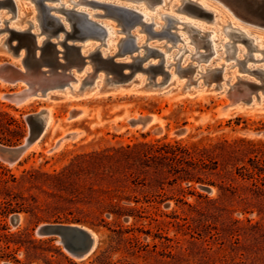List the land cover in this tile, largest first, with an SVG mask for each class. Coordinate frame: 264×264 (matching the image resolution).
<instances>
[{
    "label": "rangeland",
    "instance_id": "1",
    "mask_svg": "<svg viewBox=\"0 0 264 264\" xmlns=\"http://www.w3.org/2000/svg\"><path fill=\"white\" fill-rule=\"evenodd\" d=\"M19 1L27 8L19 17L15 16L16 7L0 8V40L10 35L5 26L35 30L45 38L38 21L36 27H30L32 15L28 9L36 6L34 1ZM44 1L55 5L59 2ZM66 1L67 6H73ZM102 1L135 8L146 14V22L151 17L158 20L162 11L181 18L170 31L182 34L184 40L172 42L156 36L145 42L164 52L163 68L169 75L174 73L173 79L159 85L156 92H146L139 85L140 80L150 81L149 74L138 70L126 90L96 92L75 99L65 96L62 87H49L44 91L48 97L42 95L29 101L9 96L22 93L26 83L0 80L1 145L22 144L30 131L29 115L46 106L52 112L48 128L18 161L10 164L0 158V264H264V173L261 179L256 169L264 168V110L255 103L244 108L229 104L226 87L216 89L217 93L186 96L180 92L179 83L189 81L187 85L196 89L221 83L222 72L205 82L198 70L212 68L220 61L228 73L236 70L251 80L248 82L255 86L252 95H264L262 74L245 69L264 71V52L258 50L259 45L248 48L254 42L237 41L232 57L226 59L223 42L231 40L223 31L226 20L216 16L218 19L213 21L214 16L196 12L189 4L179 10L181 0H152L150 4L147 0ZM13 3L15 6L16 0ZM73 7L98 12V16H92L94 20L112 22L114 35L125 36L119 31L117 19L101 15L103 7ZM260 7L264 10V0ZM50 12L65 20L61 11ZM232 18L240 28L263 29L235 15ZM184 21L197 29L202 27L200 35L215 30L217 54L190 60L185 53V63L178 62V66L186 70L180 73L173 61L178 48L195 49L194 44H185L189 38ZM141 27L137 23L131 32L137 33ZM138 32L147 37L145 31ZM58 33L64 37L63 29ZM50 39L57 41L56 37ZM88 42L87 47L99 45V50L107 52L106 39L90 38ZM11 43L22 42L13 39ZM75 43L86 44L83 40ZM260 44L264 45V41ZM57 48L63 50L61 45ZM20 50L27 58L26 47L21 46ZM36 51L40 59L52 53ZM199 51L206 52L203 47ZM246 51L255 59L243 61L241 67L236 59L244 60ZM127 52L115 59L132 61L131 55H143L145 49ZM57 55L53 57L54 64L65 62L59 57L61 53ZM70 56L67 53V61H72ZM21 59L11 51L0 50V64L10 62L23 70L25 62ZM159 59L158 55H151L142 66ZM97 66L95 71L90 62V78L105 86L106 79L101 81L94 76L99 73L111 77L113 73H107L104 62ZM29 67L37 77L36 72L48 69L49 65L38 66L30 61ZM74 70L80 72L75 66L51 72L65 75ZM86 77L82 75V79ZM162 78L163 74L157 73L151 80L161 82ZM85 84L81 90L85 87L87 91L92 84ZM142 116H151L152 120L144 126L138 120ZM180 128H185L183 134L176 133ZM247 168L254 172L253 177ZM13 215H18L17 222L11 220ZM45 224L85 226L97 235L95 248L82 258L75 257L59 234L37 232Z\"/></svg>",
    "mask_w": 264,
    "mask_h": 264
},
{
    "label": "bare ground",
    "instance_id": "2",
    "mask_svg": "<svg viewBox=\"0 0 264 264\" xmlns=\"http://www.w3.org/2000/svg\"><path fill=\"white\" fill-rule=\"evenodd\" d=\"M10 1H12V3L9 2V0H0V8L8 6L9 9H14L16 7V11H15L16 15L15 14L14 15L17 17L21 15L22 11L27 9L25 7V4L22 3V1L16 0L15 6H14L15 1L14 3H13V0H10ZM33 1L36 4V6L35 7L29 6V9H28L29 11L27 10L28 13L32 15V18L29 19L30 21H32L31 23L32 25L30 27L31 28L36 27L37 21H38L39 27H41V32H44L46 34L45 35L46 37L45 36H44L45 38L40 37L39 33H37L35 30H33L34 32H32L31 30H28L27 28L26 29L24 28L25 30H18L16 27H15L16 29H12V27L9 28L8 26H5L4 29L8 31L10 35L9 37L7 36V38L5 37L6 38L5 40H2V39L0 40V50L6 52L8 51L9 48H12V47L14 48L15 45L12 44L11 41H13V39H17L18 41L22 42L20 44V47L17 50V56L19 57L21 56L22 57L21 60H23L25 55L23 54V51L22 52H19V51H21L20 50L21 46H24L26 47V49L28 48V51L32 53L35 59L39 62L41 61V59L36 55L37 54L36 50L38 49L39 50L43 49L42 52L56 51L62 54V56H59L60 58H65V59H68L67 53H71V56L69 59L72 61L68 63L59 62L60 65L58 67L52 66L50 67V69L42 70V73L38 75L37 77H35L36 75L35 76H31L29 74L25 75L26 79L29 80L32 85L29 86L26 84L27 88L22 93L14 92L15 94L9 95L13 99H16L17 101H22V100L29 101V99L32 100V98L34 97L38 98L39 96H42V95H46L48 97V93H45L44 91L48 89L49 87L50 88L62 87L63 90L61 91L65 96L70 97V98L73 97L75 99L83 97L85 94L90 95L96 92H100V94L101 93L103 94L115 93L123 89L126 90L127 87H129L131 83L134 81L133 77L135 76L138 70L145 71L149 74L150 81L142 83V80H140L141 83L139 85L140 87H143L145 89L143 91H146V92H151V93L156 92L160 90V88H157L159 85H161L165 81L168 83L167 79H170V80L173 79L174 73L171 71L170 75L167 72L166 74H164V77L162 78L161 82L160 81L152 82L151 79L157 73H162L159 70H157L158 68H155L154 66L155 64H157L156 63L157 61L153 63H149L147 67L142 66L143 64L142 62L147 57L151 55L157 56V54L153 51L154 48L151 47L150 45L145 44L147 39H150L151 37H156V36L164 37L167 40H171L172 42L185 39L181 36L182 34L180 35V34H176V32L170 31V28L174 27V24H176L177 22L179 23V21H181L180 20L181 18L177 17L173 13L162 11L158 15L159 16L158 20L151 17L150 21L146 22L144 19L146 14L132 7H128V6L125 7L122 4L108 2V1L105 2L102 0H69L73 4V6H76V5L78 6V4H86L92 7H100V6L103 7L104 11L103 13H101V15L102 16L110 15L114 19H117L118 24L121 26L119 31H123L125 33V36H115L113 33L115 29V24H113L112 22H106V21L99 22L92 18V16H98L99 15L98 12H90L84 9H76L72 5H71L72 7H69L67 6L68 1L66 0H54V1H59L57 5L44 3L45 2L44 0H33ZM160 1L164 2L165 0H160ZM146 2L150 4L152 3V0H147ZM181 2L182 3L177 6V9L179 10H182L186 4H189V7L196 12H199L205 16H214L213 21H216L218 19L216 18V16H219V18L226 20L225 24L223 25V31L225 35L231 38V40L227 39L223 42L224 57L226 59H229L230 57H232L236 49V46L234 43H236L237 41L246 42V43L250 41L254 42V45L248 44V48L252 49L254 47H257V45H259L258 50H262L264 52V45L260 44L261 41H264V17H260L254 11L250 10L247 4H245L243 1L215 0V2H211L210 0H181ZM51 10L61 11L65 15V20L62 19L60 16L51 13L50 12ZM133 11H137L141 13L138 16ZM70 15H75L76 17L70 18L69 17ZM232 15L237 16L238 18H240L241 20L245 22H248V23L257 25V27L263 28V29H260L263 31H260L257 28L255 29L254 27L252 28L251 26L241 27V28L238 27V25H236L237 24L236 21L232 18ZM0 19L2 20L1 12H0ZM65 21H67L68 24ZM137 23H140L142 25V27L138 31H145L147 34L146 38L138 31L137 33L131 32V28L134 27ZM98 24L104 27L103 31L99 28ZM147 25H150V28H147ZM183 25L185 26V30L187 31L188 38H189L187 39L185 44L192 43L194 44L195 49H192L187 46L181 47L180 49L178 48L179 51L175 53V56H174L175 60L173 61L176 62L174 63L177 66V71H179L180 73L184 70H182V68L178 66V62L181 63V65L185 63V61H183L182 59L183 57L182 55H184L185 53H187L188 59L190 60H195V59L201 60V59L207 58L209 55L217 54V50L215 47V43H216L215 42V37H216L215 30L212 32L211 31L204 32V35H200L199 32L203 31L202 27H200V29H197L196 26H194V24L189 21H184ZM68 27H70V30H67L69 29ZM77 27L80 30L78 31V33L75 32V29ZM11 29L13 31H18L19 34H13ZM62 29L64 30L63 38H62V34L58 33ZM30 33H33L34 35H31ZM251 33H253L254 35H252V37H249L251 36ZM50 37H56L57 41L51 40ZM90 38H99L103 40L106 39L107 52H103L99 50V45H97L96 47H93V46L87 47V45H90V42H88ZM76 40H79V41L83 40V42L85 41L86 44H79V48L75 49L74 47L71 46V41H76ZM38 43H41V45H38ZM57 45H61L63 50L58 49ZM202 47L206 50V52L199 51V49ZM143 48L145 49V53L143 55H139L138 53L137 55H131L132 61L125 60V62H130L132 63V65L135 66L134 72L128 79H123L117 76L116 71H115V66L110 64L109 61L104 60V58L112 57V59H114L115 61H122V60H116L115 56L127 54L128 53L127 51H131L130 53H132L139 49L142 50ZM113 51H115V53L114 55H111ZM236 51H238V48ZM86 52L88 53V55H84ZM160 53L162 56V61L165 62L164 52L160 51ZM22 54L24 56H22ZM243 56H244V60L236 59V63H239L241 67H244L243 61H246L249 58L255 59L254 57H252L251 53L247 51L243 52ZM90 62H92V65L94 67L93 69L95 71H97V69L99 68V66H97L98 63L104 62L106 65L105 70L107 71V73L109 72L113 73L111 77L107 75L106 77H104L99 73H97V75L94 76L96 77V79L100 78L101 81L102 79L104 80L106 79L105 86L102 84V82L98 84L97 80L92 81V79L90 78L92 75L90 74L91 73ZM172 63L173 62L171 60L169 64L172 65ZM12 64H10L9 62V65L15 66ZM187 65H189L188 67H190L192 63L189 61ZM73 66L77 67V69H80L79 70L80 72H78L77 70H74L73 73H69L65 75H62L59 72H56L55 74L51 72L52 70L56 68H61V70H66L67 68L69 67L72 68ZM245 69L249 70L250 72H257L260 75L262 74V76L264 77V71L250 70L249 67ZM198 70L201 73L200 76L204 77L205 82L212 80L215 77V73L222 72L223 77L221 78L222 80L221 83H219L220 81H218L216 84L212 85L210 88H207V87L199 88L198 87V89H196V88L189 87V85H187L189 84V81L186 83L179 82L180 92L182 94L186 96L187 95L190 96V95L195 94L196 92L198 93L199 92L200 93L201 92H209V93L213 92L214 93L216 92V89L219 90V88L221 87L223 88L226 87L224 88V91L228 95V97L231 99L229 104L231 105L233 104V106L234 104H237L235 105L236 107L244 108L247 106V104L255 103L258 105L260 104L261 105L260 107L264 110V95L260 96L259 94V96L257 97L252 95L251 92L254 90L255 86L250 85V82H248L250 79L245 76L240 75L236 70H231L228 73L227 67L221 64L220 61L217 62L212 68H205V70H200V69ZM47 71L49 72V75H45ZM84 74L87 75L86 79L85 78L82 79V75ZM63 76L65 77L61 79V77ZM38 78L39 80H37ZM0 80H2L3 82L11 83V84L15 82L12 76L10 75L7 76V74L3 73L2 71H0ZM19 81H22V80H19ZM85 83L92 84L91 88L87 91L84 90L86 89L85 87H83L84 89L81 90V86ZM252 83L253 82H251V84ZM210 85H211V82H210ZM225 106H227V103ZM51 115H52V112H51L50 106H46L45 108H43V110L41 111V119L44 123V127H43L42 132L34 140H37V138L40 137V135L43 132H45L44 131L45 128L51 123V120H52ZM76 116H73L72 118ZM142 117H145V116H142ZM150 120H152L151 116H150L149 121H147L146 123L150 122ZM141 123H143V121ZM34 140L32 142H34ZM87 229L92 235V238H93L92 244L90 248L81 255H76L74 252L68 249L70 253L75 257L80 256L78 258H82L88 255L90 252H92V250L95 248L97 235L91 229L89 228ZM60 236L64 241V237L62 235ZM68 239L70 241H73L72 238L68 237ZM79 243H80V240L78 241V244Z\"/></svg>",
    "mask_w": 264,
    "mask_h": 264
},
{
    "label": "water",
    "instance_id": "3",
    "mask_svg": "<svg viewBox=\"0 0 264 264\" xmlns=\"http://www.w3.org/2000/svg\"><path fill=\"white\" fill-rule=\"evenodd\" d=\"M240 1H243L245 4H247L250 10L254 11L260 17H264V10L261 9L260 7V3L263 0H240ZM9 2L12 3V1L10 0ZM133 12L137 14L138 16L140 15V13H138L137 11H133ZM69 17L74 18L76 16L70 15ZM98 26L102 31L104 30V27L102 25L98 24ZM147 28H150V25H147ZM78 31L80 30L77 27L75 29V32L78 33ZM12 32L13 34H19L18 31L12 30ZM30 34L34 35L33 33H30ZM71 46L74 47L75 49L79 48V45H77L75 41H71ZM19 47H20V44L15 45L14 48L13 47L9 48L8 51H11L12 55L17 56V50ZM26 51L28 53L27 58L26 56H24L22 60L25 62V68L23 70H21L20 67L11 66L6 62L0 65V71L7 74V76L9 75L12 76L13 79L15 80L14 83L18 82L19 80H22L27 85L29 86L32 85L30 81L26 79V76H25L27 74L33 76V71H31L29 67L30 61L31 62L34 61L38 66H42V64H47L49 65V68L50 66L58 67L60 65L59 63L60 61L56 62L55 64L53 63V60H54L53 57H58L57 55L58 52L56 51H53L52 53L45 55L41 59L42 63L41 61L39 62L35 59L33 54L28 51V48ZM42 51L43 49H40V54H42ZM153 51L160 57L157 64H155L154 66L155 68H158L157 70L163 73V77H164V74H166L167 71L163 68L164 64L162 61L161 53L159 50L155 48L153 49ZM104 60L109 61L110 64L115 66L116 74L120 78L128 79L134 72L135 66L132 65V63L130 62L115 61L114 59H112V57L104 58ZM68 62H71V61H67V59H65V63H68ZM124 69H128V71L126 72L124 71ZM182 70H186V69H182ZM41 73H42V70H38L36 72L37 75H40ZM149 119H150V116L139 118V120L143 121V124L149 121ZM28 121L30 123L29 135L26 137L25 141L22 144L16 145V146H4L0 144V158L2 160L7 161L8 163L18 161L21 155L23 154V152H25V150L32 143V141L42 132L44 123L41 119V111H38L36 113L29 115ZM184 132H185V128H180L176 131L177 134H183ZM18 219H19L18 215H13L11 217V220L13 222H17ZM37 232L40 234L57 233L59 235H62L64 237L65 247L69 249L70 251L74 252L76 255H81L85 251H87L90 248L92 244V240H93L91 233L88 231V229L85 226H82V225H48L47 224V225L40 226ZM66 236L67 238L65 239ZM68 237L72 238L73 241H70ZM79 240H80V243L78 244ZM76 257H80V256H76Z\"/></svg>",
    "mask_w": 264,
    "mask_h": 264
},
{
    "label": "trees",
    "instance_id": "4",
    "mask_svg": "<svg viewBox=\"0 0 264 264\" xmlns=\"http://www.w3.org/2000/svg\"><path fill=\"white\" fill-rule=\"evenodd\" d=\"M252 168H255V167H252ZM257 169V176H259L261 179H263V177H261V174L264 173V168H256ZM249 174H250V177H253V171L249 170L247 168ZM254 170V169H253Z\"/></svg>",
    "mask_w": 264,
    "mask_h": 264
}]
</instances>
